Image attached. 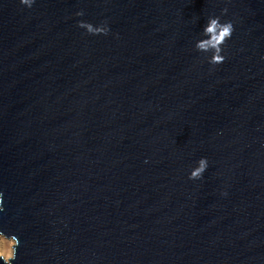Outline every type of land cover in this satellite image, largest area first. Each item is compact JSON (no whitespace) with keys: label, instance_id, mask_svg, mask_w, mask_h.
<instances>
[{"label":"water","instance_id":"water-1","mask_svg":"<svg viewBox=\"0 0 264 264\" xmlns=\"http://www.w3.org/2000/svg\"><path fill=\"white\" fill-rule=\"evenodd\" d=\"M0 193L12 264H264V0H0Z\"/></svg>","mask_w":264,"mask_h":264},{"label":"clouds","instance_id":"clouds-1","mask_svg":"<svg viewBox=\"0 0 264 264\" xmlns=\"http://www.w3.org/2000/svg\"><path fill=\"white\" fill-rule=\"evenodd\" d=\"M34 0H19V4L26 8H30ZM82 12H77L76 15H82ZM223 14V11H222ZM77 26L84 29L92 35L106 34L108 27L104 24L93 26L89 22L78 21ZM233 33V23L231 21H221L220 16H209L202 26L200 38L194 42V49L197 52L206 54L207 63L217 65L224 61L225 57L222 54L224 42L228 40ZM208 167L206 157H200L194 167L188 173L189 180L200 179L202 174ZM2 198V193H0ZM3 209L0 208V211ZM19 245L18 237L10 232L0 229V264H12L16 258V249Z\"/></svg>","mask_w":264,"mask_h":264}]
</instances>
